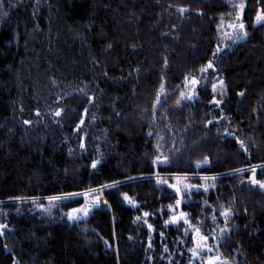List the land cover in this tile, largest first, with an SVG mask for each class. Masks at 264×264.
<instances>
[{
  "label": "trees",
  "instance_id": "obj_1",
  "mask_svg": "<svg viewBox=\"0 0 264 264\" xmlns=\"http://www.w3.org/2000/svg\"><path fill=\"white\" fill-rule=\"evenodd\" d=\"M243 6L230 46L228 0H3L0 264H188L165 224L179 205L207 234L227 227L222 259L264 264V0ZM159 176L215 180L179 194ZM90 190L108 206L78 224L32 210Z\"/></svg>",
  "mask_w": 264,
  "mask_h": 264
},
{
  "label": "rangeland",
  "instance_id": "obj_2",
  "mask_svg": "<svg viewBox=\"0 0 264 264\" xmlns=\"http://www.w3.org/2000/svg\"><path fill=\"white\" fill-rule=\"evenodd\" d=\"M246 0H228L229 4L233 8V13L227 17H222L220 19V25H219V34L220 39L223 43V45H234L237 44L240 40H243L245 36L243 35L244 28L240 29V27H237L242 23L239 21L240 15H241V7L240 5L245 3ZM244 7V6H243ZM261 14V13H260ZM257 24H264V21H256ZM232 25H235V27H232ZM214 85H216V90L221 92H217L218 95L223 94V84L220 82L219 79H213L212 82ZM195 84L192 83V80L187 81L186 88L184 90V97L186 96H192L196 93ZM186 98V97H185ZM161 181V184L167 185L170 187H178L181 189L185 188V186L193 185L195 184L194 181L199 178L203 184H211L214 182L215 179H213V176H198L197 178L194 177H187V176H159L157 177ZM215 178V177H214ZM177 190V189H176ZM89 196L86 198L83 194L77 195V196H69V197H60L56 200H50L47 199L45 202L38 201L35 202L32 206V210L37 213L40 218L49 221V222H65L71 225L78 224L79 222H83L88 220L91 215L93 214V211L97 208L101 207H107L108 202L103 197L100 190H95L94 192L90 191ZM180 194V192H178ZM82 197L84 199V204H82L79 208L81 209L85 205H88V213L85 215L83 212L74 213L72 211H65L62 209V204L67 202L69 199H74ZM98 197V199H97ZM125 196V202L128 205H136L134 199H130L129 197ZM188 198V197H187ZM183 205L170 207L169 210L172 211L170 217H168V221L165 223L166 225L173 224L176 228L181 230L184 234H186L184 237L181 238L179 241V245L182 247V252H187V255H189V262L188 264H207V260L209 257H216L221 256L220 254V248L223 240L227 236V232L224 230L227 227H223L218 223L217 225H214L213 230H211L208 234L200 230L199 235L196 233L195 229L198 228V226L193 225L190 219L185 217L173 220V217H179L180 213L183 212ZM163 211V210H162ZM184 213V212H183ZM73 215L76 217V219H69V215ZM149 214L145 215L144 218H141L142 222L147 225V227L154 233L155 228L150 224L149 222ZM187 221V222H186ZM151 226V227H149ZM223 230V231H221ZM165 237V235L163 234ZM201 236H207V241H202L200 239ZM198 245H206L198 247ZM208 248H211V251H208ZM195 253V254H194ZM171 260V258H170ZM227 262V264H233L232 262H229L228 260H224L220 257V261L217 262V264H224V262Z\"/></svg>",
  "mask_w": 264,
  "mask_h": 264
},
{
  "label": "snow or ice",
  "instance_id": "obj_3",
  "mask_svg": "<svg viewBox=\"0 0 264 264\" xmlns=\"http://www.w3.org/2000/svg\"><path fill=\"white\" fill-rule=\"evenodd\" d=\"M0 4H3V0H0ZM240 7L243 8V4H241ZM256 19H257L258 22H259V21H264V13L258 14ZM232 27H235V25H232ZM239 27H240V29H243V28H244L243 23H241V24L239 25ZM243 35L246 36V35H247V32H244ZM210 66H211V64H209V67H210ZM202 70H203V69H202ZM192 83H193V84H196V83H197V81L195 80V78L192 79ZM213 88L215 89V85H213ZM161 91H163V86H161ZM181 98H184V94H183V93L181 94ZM189 98H190V97H189ZM177 103H179V100L177 101ZM56 114L59 115L60 113L57 112ZM81 123H83V121H81ZM241 143H242V142H241ZM157 160L159 161V157L157 158ZM166 160H167V158H165V161H161V162H166ZM204 162H205V163L207 162V158L205 159ZM95 166H96V163L94 162V163H93V167H95ZM213 179H214V177H213ZM252 182H253V183H260L259 181L255 180L254 178H253V181H252ZM186 187H187V186H186ZM261 187H264V184H261ZM205 190H207V189H205ZM90 191L94 192L95 190H90ZM179 191H180V189L177 188V192H179ZM89 194H90V193H88V192L83 193V195H84L86 198L89 196ZM67 195H69V196H77V195H81V193H69V194H67ZM59 198H60V197H50L49 199H50V200H56V199H59ZM126 198H127V197H126ZM97 199H98V197H97ZM179 203H180V201H177V204H179ZM73 212H74V213L83 212L85 215H87V213H88V205H85V206L82 207L81 209H73ZM222 214L225 215V216H227V215L229 214V212H228V210H226V211H225L224 213H222ZM145 215H147V213H146ZM185 215H186L185 213L181 212V213H180V216H179V217H173V220H177V219L183 218V217H185ZM69 219H76V217L70 214V215H69ZM213 219H215V217H213ZM186 222H187V221H186ZM3 227H4L3 225H0V228H3ZM149 227H151V226H149ZM195 231H196V233L199 235L200 230L197 228V229H195ZM221 231H223V230H221ZM200 239H201L202 241H207L208 237H207V236H201ZM200 246H204V247H206V245H198V247H200ZM211 250H212L211 248H208V251H211ZM194 254H195V253H194ZM218 261H220V257H219V256H216V257H209L208 260H207V264H217ZM224 264H227V262L225 261Z\"/></svg>",
  "mask_w": 264,
  "mask_h": 264
},
{
  "label": "flooded vegetation",
  "instance_id": "obj_4",
  "mask_svg": "<svg viewBox=\"0 0 264 264\" xmlns=\"http://www.w3.org/2000/svg\"><path fill=\"white\" fill-rule=\"evenodd\" d=\"M246 1H247V0H246ZM246 1H245V3H246ZM242 20H243V19H242V17H241V19H239V21H242ZM242 22H243V21H242ZM238 24H239V23L236 24L237 27H239ZM243 25H244V23H243ZM244 26H245V25H244ZM244 30H245V28H244Z\"/></svg>",
  "mask_w": 264,
  "mask_h": 264
}]
</instances>
